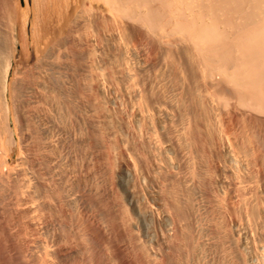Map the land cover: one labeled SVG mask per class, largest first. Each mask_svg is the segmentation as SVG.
I'll return each mask as SVG.
<instances>
[{
    "label": "bare ground",
    "instance_id": "6f19581e",
    "mask_svg": "<svg viewBox=\"0 0 264 264\" xmlns=\"http://www.w3.org/2000/svg\"><path fill=\"white\" fill-rule=\"evenodd\" d=\"M0 20V264H264V0Z\"/></svg>",
    "mask_w": 264,
    "mask_h": 264
},
{
    "label": "rangeland",
    "instance_id": "374dc122",
    "mask_svg": "<svg viewBox=\"0 0 264 264\" xmlns=\"http://www.w3.org/2000/svg\"><path fill=\"white\" fill-rule=\"evenodd\" d=\"M2 24H3V22H1V20H0V30L2 31ZM40 54V53H39ZM74 97V98H73ZM76 97V98H75ZM70 98L71 99H69V104H67L68 106H69V110H70V113L69 114H71V113H73V115H72V118H71V122H70V126L67 128V131H65V130H62V131H65V132H62V133H65V134H70L71 136L70 137H73V135H76V136H79L80 134H79V130H78V126L76 127V125H77V123L75 122V119L77 120V122H79L78 124H79V126H82L81 125V119L78 117V115L75 113V111H77V107L79 108V105L78 104H82V102H83V98L81 99V101H79V99L81 98V97H78L77 98V96H76V94H72L71 96H70ZM71 100V101H70ZM73 101V102H72ZM75 101V102H74ZM73 104V105H72ZM83 105V104H82ZM72 108H71V107ZM74 106H76L75 108H74ZM74 110V111H73ZM81 114V113H80ZM76 115V116H75ZM74 116V117H73ZM76 117V118H75ZM73 120V121H72ZM67 124V123H66ZM74 124V125H73ZM71 125H73L72 127H71ZM74 128L76 129V130H74ZM72 132H71V131ZM76 131V132H75ZM67 132V133H66ZM78 132V133H77ZM55 134L56 135H59L60 133L58 132V131H56L55 133H54V136H52V138L54 139L56 136H55ZM78 134V135H77ZM52 135H53V133H52ZM59 153L57 156H56V153ZM62 153H64V154H62ZM70 153H72V154H70ZM69 154L70 155H75V153L74 152H70ZM59 155H62V156H65L66 154H65V152L64 151H61L60 152V150H54V156H56V157H59ZM128 177V178H127ZM120 180L122 181V185H124V187H126L127 186V184L129 183H131L132 182V178L129 176V174L127 173V174H125V175H122V176H120ZM124 180V181H123ZM128 180V181H127ZM130 180H131V182H130ZM127 181V182H126ZM258 181H259V183H260V180H257V181H254V182H256V184L258 185ZM132 184H133V182H132ZM131 184V185H132ZM147 223H148V221H146Z\"/></svg>",
    "mask_w": 264,
    "mask_h": 264
}]
</instances>
